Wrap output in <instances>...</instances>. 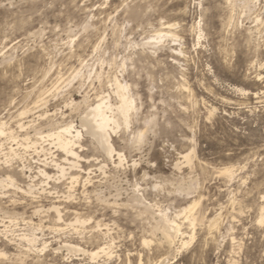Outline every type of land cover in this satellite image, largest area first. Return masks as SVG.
Wrapping results in <instances>:
<instances>
[{
	"label": "rangeland",
	"instance_id": "374dc122",
	"mask_svg": "<svg viewBox=\"0 0 264 264\" xmlns=\"http://www.w3.org/2000/svg\"><path fill=\"white\" fill-rule=\"evenodd\" d=\"M169 25L178 38L148 44ZM115 78L136 99L129 128L113 135L126 162L117 168L116 157L110 161L84 134L80 154L89 162L81 164L92 171L93 185L87 196L78 184L71 190L77 199L61 202L92 222L78 234L56 233L54 213L34 215L53 197L38 204L7 189L0 195V226L10 227L9 239L0 235V250L8 256L0 264H139L142 255L144 264H264V0H0V127L6 123L15 139L0 137V177L11 146H26L27 136L37 142L39 130L48 134L69 122L80 128L82 111L102 96L116 104ZM30 150L27 165L35 172L45 154ZM15 178L22 189L30 184L20 172ZM65 181L51 184L60 196L68 195ZM194 203L193 226L177 219L189 244L165 245L159 212L175 218ZM70 213L65 219H73ZM41 221L52 244L45 253L36 250L41 242L36 248L9 242L34 231L41 238ZM97 222L108 228L99 230ZM112 239V259L54 252L60 240L92 251Z\"/></svg>",
	"mask_w": 264,
	"mask_h": 264
},
{
	"label": "bare ground",
	"instance_id": "6f19581e",
	"mask_svg": "<svg viewBox=\"0 0 264 264\" xmlns=\"http://www.w3.org/2000/svg\"><path fill=\"white\" fill-rule=\"evenodd\" d=\"M245 3H247V2H245ZM247 4L249 6V3H247ZM247 4H245L244 6H246ZM248 6H246V8H248ZM173 27H174V25H169L168 30L166 32L160 31L154 38L151 39V41L148 44L156 47V45L162 43L165 38H169V37L170 38H178L176 35V32L175 33L172 32L174 30V29L172 30ZM178 36H180V35H178ZM154 47H153V49H154ZM78 75L79 74H77V77H78ZM113 85L115 87L113 91H114V96L117 99V103L113 104L110 96H102V97L98 98L97 103L95 102L96 103L95 105L87 106V110L82 111V112H84L83 114L80 113V115L82 114L80 116V128H78L76 125H74L73 122H69V124L67 123V124H63V125H59V126L56 125L57 127L55 129H53L51 132H49L48 134H44L43 132H41V130H39V132H37V137H38L39 141L33 142L31 140L30 136H27L24 139V143L26 144V146L19 145V144H18L17 148H14L11 146L9 148V152L4 154L6 157V162H4V163H6V165H7V167H5V168H8V170H4V171H7L6 176L0 177V195H5L3 192L6 191L7 189L12 188V189H14V191L21 192L25 196L31 198L32 199L31 201H35L38 204L40 203L42 196L53 197V199H55V201L50 207H48L47 210L44 209V206H41V205L37 206L35 208L34 215L40 216L41 213L44 211H46L47 213H54V215H55L54 222H55V224H57V226L52 228V230L56 233L65 232L68 229H72L78 234L80 232L77 229L78 227L84 226V225L92 222V219H89V220L83 219L81 217L82 214H80L79 211H76V210L71 211V209H69L70 207L66 206L67 204L66 205L61 204V202L71 204V202H74L77 199V197H75L76 195L75 196L72 195L71 190L75 189L78 184H81V183L83 184V186H82L84 188L83 193H84V195H87V196L89 195L88 191H87V186L90 187L91 185H93L92 180H91L92 171L91 170L85 171V169H82V164H81V163H85V162L88 163L89 162L84 157H82L83 155L80 154V153L84 152V148L86 149V147H83V145L81 143L83 138H84V134H86L88 137L91 138V141L99 148L97 150H100V152H102L106 156V158H108L110 161H112L114 163V158L116 157V160H118L117 168H122L124 166V163L126 162V158H125L124 154L119 152L115 147L113 135H116L119 132V130L121 129V127H123V126H125L126 128H129L130 123L132 122L131 116L136 111V101H135L136 99L131 94L130 85L121 83L119 79L118 80L116 79L115 83ZM110 88H111V86H110ZM26 115H27L26 111L21 113V116H26ZM40 119H41V116H40ZM32 125H31V127H32ZM50 125H48V127ZM48 127H46V128H48ZM20 128L22 130L26 129L23 124L20 125ZM36 129H41V128L39 127ZM13 134L14 133L12 131L8 132V129L6 128V123L1 124L0 137L9 136L11 140H15ZM144 138H145V134H143V132H142V133L138 134V136L135 138V141L137 143H143L142 141H144ZM41 141H42V144H38ZM45 143H47V145H49L50 147L46 149L45 146H43ZM1 148H2V145L0 144V150H1ZM21 148H23L24 153H20L19 150H22ZM38 148L41 149V151H39V153L41 152V153L45 154V158L43 160L40 159V167H38L37 170L34 172L32 167L27 165L28 159H27L26 155L30 149H32V150L34 149L37 152ZM52 149H55V151H52ZM55 152H61L63 154L62 156H65V157L58 159V157H56V155H55ZM1 154H2V151H1ZM59 157H60V155H59ZM191 158H192L191 153H188V154L186 153L184 155V160L187 161V163L191 162ZM16 162H18L21 166V167L20 166L18 167L19 170H16L14 168L15 167L14 165ZM134 165H136L135 162H134ZM105 167L106 166H101L99 168V170L103 172ZM49 170L54 171V173L49 172ZM72 171L81 172V173L87 175V178H85V176H84L85 179L83 180V177L81 176L83 174H81V175L73 174L74 172L72 173ZM19 172H20V176L26 177L30 182V184L27 185L26 189H22L23 187H20L17 179L15 178V175H17V174L19 175ZM3 173H6V172H3ZM225 173L227 176L232 177L234 172L232 170L228 169L225 171ZM65 180H69V183H68L70 185L69 186V192H68L67 196H65V195L60 196L59 193L56 191L57 189L53 188L54 185L52 183L59 186V184H61ZM37 182H38V184H36ZM65 186L68 187V185H65ZM97 192H96L97 200L98 201L101 200L102 202H106L107 203L106 205H109V203H108L109 201L107 202L106 199H103V197L101 198L102 195L97 193ZM64 194H67V193H64ZM7 197L8 196H5V198H7ZM13 204H14V201H13ZM115 205H116V207L118 206L117 203H114V206ZM197 205H198L197 203H194L193 205H190L188 207L183 208L182 211L179 214H177L175 218L172 217L173 219L170 218L166 212H164V211L159 212L158 216H160L159 217L160 223L158 225H159V229L161 230L160 232H162L163 241L165 242V245L167 244L170 247H174L176 245V243L178 242V240H180L181 245H183V246H186L189 244V242L184 241V237H185L187 232L185 233L183 231L182 224L178 223L177 219L180 217H183L185 223L189 224L190 226L191 225L193 226L195 224V222H197L196 221L197 219L193 214V211ZM105 207H107V206H105ZM109 208H111V207H109ZM104 209H106V208H104ZM6 211H8V210H6ZM0 212H1V210H0ZM8 212H6V213H8ZM68 212H72L70 214L74 215L72 220L68 219L69 221L67 219H65V214H67ZM4 214H5V211H4ZM70 214H68V216ZM3 218H5V217H3ZM8 219H9V224L14 225V226H18L14 219H12V218H8ZM4 220H6V219H4ZM262 220H261V222H262ZM2 223H3L4 227L3 226H0V227L5 228V230L0 231V235L4 236L5 239L8 240L9 237L7 234H8V229H10V227L7 226L6 223H4V222H2ZM4 224H6V226ZM27 224H29V223H27ZM61 224L64 225L65 228H62V226L61 227L58 226ZM108 225H102L101 222H97L96 227L100 230L102 227L108 228ZM210 226L214 229L217 228L218 219L213 218V221H211ZM43 230H44L43 222L41 221V223L39 224V228L37 229V232L39 231L42 233L41 238H39L37 236L36 231H34L31 234H21V235H17V236H15L16 235L15 234L12 236L13 238L10 239L9 242L10 243H17V241H18V243L20 242L18 244L20 246H22L23 243H26L33 248H36L37 244H39L41 242V248L36 249V250L39 251L40 253H45L50 248V246L52 244L50 241H46L44 239ZM108 231H109V229H108ZM81 234H83V233H81ZM108 235L109 234H107V235L105 234V236H108ZM80 237H83V236L80 235ZM67 239H68V237H67ZM143 243H144V245L150 244V242L147 240H144ZM113 246H114V240L112 239L110 243H106L103 245L101 244V246H99L95 250H92V251L88 250L87 251L84 248H82L80 245L73 243L72 240L71 241L70 240H65V241L60 240L59 247L55 248L54 252L59 253L61 251H67L71 255H75L76 253H78L80 255H84V256L89 257L92 262H96L97 260L104 258V257H106L107 259H112L114 257ZM7 256L8 255L6 252H4L3 250H0V258H4ZM142 256H140L139 264H144L143 260H142Z\"/></svg>",
	"mask_w": 264,
	"mask_h": 264
}]
</instances>
